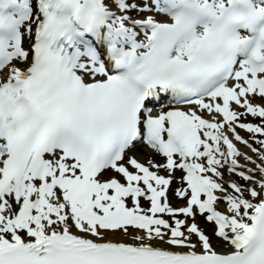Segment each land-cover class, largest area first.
Listing matches in <instances>:
<instances>
[{"label":"snow or ice","instance_id":"6c2138e0","mask_svg":"<svg viewBox=\"0 0 264 264\" xmlns=\"http://www.w3.org/2000/svg\"><path fill=\"white\" fill-rule=\"evenodd\" d=\"M0 264H264V0H0Z\"/></svg>","mask_w":264,"mask_h":264}]
</instances>
